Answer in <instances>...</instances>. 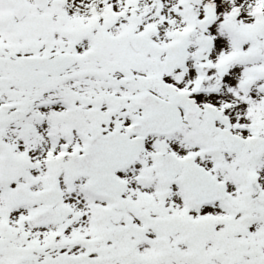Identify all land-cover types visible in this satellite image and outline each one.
Segmentation results:
<instances>
[{
    "label": "snow or ice",
    "instance_id": "obj_1",
    "mask_svg": "<svg viewBox=\"0 0 264 264\" xmlns=\"http://www.w3.org/2000/svg\"><path fill=\"white\" fill-rule=\"evenodd\" d=\"M0 264H264V0H0Z\"/></svg>",
    "mask_w": 264,
    "mask_h": 264
}]
</instances>
